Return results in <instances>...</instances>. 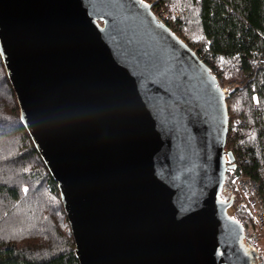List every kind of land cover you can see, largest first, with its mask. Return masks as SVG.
<instances>
[{"label":"water","instance_id":"water-1","mask_svg":"<svg viewBox=\"0 0 264 264\" xmlns=\"http://www.w3.org/2000/svg\"><path fill=\"white\" fill-rule=\"evenodd\" d=\"M146 0H0V55L80 264H255L222 199L227 95Z\"/></svg>","mask_w":264,"mask_h":264},{"label":"trees","instance_id":"trees-1","mask_svg":"<svg viewBox=\"0 0 264 264\" xmlns=\"http://www.w3.org/2000/svg\"><path fill=\"white\" fill-rule=\"evenodd\" d=\"M146 1L230 87L226 151L236 166L220 197L237 204V178L245 175L264 201V0ZM233 217L244 224L242 242L251 251L246 229L259 231L251 212L237 206ZM0 264H80L58 183L21 121L1 55Z\"/></svg>","mask_w":264,"mask_h":264},{"label":"built area","instance_id":"built-area-1","mask_svg":"<svg viewBox=\"0 0 264 264\" xmlns=\"http://www.w3.org/2000/svg\"><path fill=\"white\" fill-rule=\"evenodd\" d=\"M156 15L161 21H163L161 14ZM223 89L228 97L230 88L223 87ZM236 184L238 195L241 196L238 205L249 209L258 229L264 234V201L259 194V185L254 179L245 175L238 177ZM234 211V206H231L228 209L230 215H233Z\"/></svg>","mask_w":264,"mask_h":264},{"label":"rangeland","instance_id":"rangeland-1","mask_svg":"<svg viewBox=\"0 0 264 264\" xmlns=\"http://www.w3.org/2000/svg\"><path fill=\"white\" fill-rule=\"evenodd\" d=\"M225 87L230 88L229 86H225ZM254 233L255 234L253 235L251 228L247 227L246 236L252 238L253 244L251 248L253 251L257 253L258 256L257 264H260L262 262V259H264V234L260 230L259 231L256 230V232Z\"/></svg>","mask_w":264,"mask_h":264},{"label":"bare ground","instance_id":"bare-ground-1","mask_svg":"<svg viewBox=\"0 0 264 264\" xmlns=\"http://www.w3.org/2000/svg\"><path fill=\"white\" fill-rule=\"evenodd\" d=\"M221 86H222V85H221ZM238 196H239V199H238V202H237V204H234V203H233V206H234V208H236L237 206H239V205H238V203H239V202H240V200H241V196H240V195H238ZM232 216H233V215H232ZM256 254H257V253H256Z\"/></svg>","mask_w":264,"mask_h":264},{"label":"snow or ice","instance_id":"snow-or-ice-1","mask_svg":"<svg viewBox=\"0 0 264 264\" xmlns=\"http://www.w3.org/2000/svg\"><path fill=\"white\" fill-rule=\"evenodd\" d=\"M24 191L27 192V189L25 188Z\"/></svg>","mask_w":264,"mask_h":264},{"label":"flooded vegetation","instance_id":"flooded-vegetation-1","mask_svg":"<svg viewBox=\"0 0 264 264\" xmlns=\"http://www.w3.org/2000/svg\"><path fill=\"white\" fill-rule=\"evenodd\" d=\"M222 199H224V198H222ZM255 264H257V261H256V263Z\"/></svg>","mask_w":264,"mask_h":264}]
</instances>
